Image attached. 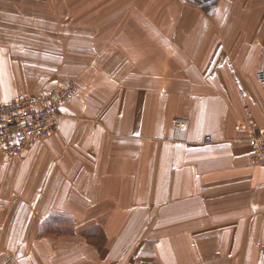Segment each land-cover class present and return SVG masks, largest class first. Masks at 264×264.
<instances>
[{"label":"crops","instance_id":"1","mask_svg":"<svg viewBox=\"0 0 264 264\" xmlns=\"http://www.w3.org/2000/svg\"><path fill=\"white\" fill-rule=\"evenodd\" d=\"M106 1L0 0V102L75 85L54 134L0 152V253L264 264V0Z\"/></svg>","mask_w":264,"mask_h":264},{"label":"built area","instance_id":"2","mask_svg":"<svg viewBox=\"0 0 264 264\" xmlns=\"http://www.w3.org/2000/svg\"><path fill=\"white\" fill-rule=\"evenodd\" d=\"M258 81L264 85V71L257 72ZM75 85L67 82L48 93L20 95L0 102V152L18 156L37 142L54 134L62 117V106L73 95ZM248 126L252 136V164L264 166V118L260 126L248 112ZM211 136L205 138L210 142Z\"/></svg>","mask_w":264,"mask_h":264},{"label":"rangeland","instance_id":"3","mask_svg":"<svg viewBox=\"0 0 264 264\" xmlns=\"http://www.w3.org/2000/svg\"><path fill=\"white\" fill-rule=\"evenodd\" d=\"M193 1H195V0H193ZM210 1H212V0H210ZM209 3L210 2H207V3L204 2L203 5L208 4L207 5L208 6V9L210 7H212V9H214L215 1H212V3H210V4ZM252 3H253V0H250L249 7L252 5ZM105 4L106 5L107 4H111V5H114V6H119L120 1L119 0H107ZM242 5H243V0H235V11L241 12ZM252 7H254V6L252 5ZM208 13H212V12L208 11ZM113 15H114V13H113ZM59 239H61V238H59ZM14 255H18V253L17 254H13V253H0V264H8L9 260H11Z\"/></svg>","mask_w":264,"mask_h":264},{"label":"trees","instance_id":"4","mask_svg":"<svg viewBox=\"0 0 264 264\" xmlns=\"http://www.w3.org/2000/svg\"><path fill=\"white\" fill-rule=\"evenodd\" d=\"M195 1H201L202 2L203 0H195ZM206 1L209 2L210 0H206ZM212 1H215V0H212ZM212 1H210V3H212Z\"/></svg>","mask_w":264,"mask_h":264}]
</instances>
